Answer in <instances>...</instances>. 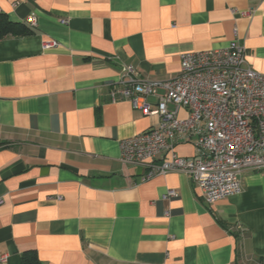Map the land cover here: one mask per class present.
<instances>
[{
  "label": "crops",
  "instance_id": "1",
  "mask_svg": "<svg viewBox=\"0 0 264 264\" xmlns=\"http://www.w3.org/2000/svg\"><path fill=\"white\" fill-rule=\"evenodd\" d=\"M0 14L36 23L0 41V264L29 250L43 264H264V174L242 171L213 205L182 173L142 181L120 143L159 118L110 100L126 65L171 80L182 53L226 48L235 28L264 75V0H0ZM195 142L174 151L192 159Z\"/></svg>",
  "mask_w": 264,
  "mask_h": 264
},
{
  "label": "built area",
  "instance_id": "2",
  "mask_svg": "<svg viewBox=\"0 0 264 264\" xmlns=\"http://www.w3.org/2000/svg\"><path fill=\"white\" fill-rule=\"evenodd\" d=\"M25 24L34 28L35 16H28ZM57 47L56 42L43 44L44 50ZM179 65V76L162 82L142 78L131 65L123 68L110 100H127L143 115H156L159 122L123 140L120 160L145 167L142 181L182 173L197 185L203 202L213 205L240 192L242 171L264 174V75L247 67L237 28L226 48L182 53ZM151 97L155 105L148 102ZM181 109L184 118L177 114ZM192 136L193 158L178 156L174 145ZM166 151L170 157L157 165L155 158ZM173 197V191L162 196Z\"/></svg>",
  "mask_w": 264,
  "mask_h": 264
},
{
  "label": "trees",
  "instance_id": "3",
  "mask_svg": "<svg viewBox=\"0 0 264 264\" xmlns=\"http://www.w3.org/2000/svg\"><path fill=\"white\" fill-rule=\"evenodd\" d=\"M32 33L26 24L14 23L0 14V41L6 37L26 36ZM21 264H43L35 250L25 251L21 255Z\"/></svg>",
  "mask_w": 264,
  "mask_h": 264
}]
</instances>
